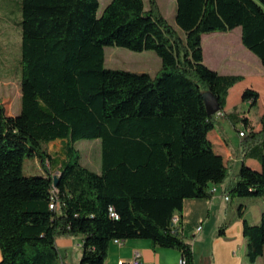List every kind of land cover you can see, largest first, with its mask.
<instances>
[{"label":"trees","instance_id":"16d2710c","mask_svg":"<svg viewBox=\"0 0 264 264\" xmlns=\"http://www.w3.org/2000/svg\"><path fill=\"white\" fill-rule=\"evenodd\" d=\"M176 3L173 25L158 0H111L101 14L99 0H22L20 114L8 115L0 100V264H67L57 240L78 236L80 264H106L111 242L130 239L175 249L196 264L184 201L212 199L211 189L229 175L206 138L221 127L208 113V91L231 127L248 130L239 172L223 193L264 198V115L256 131L246 117L227 113L229 92L244 76L208 67L202 43L205 34L241 27L243 44L264 64V0ZM110 46L153 51L162 68L155 76L106 68ZM259 98L247 89L242 100L256 106ZM83 139L102 140L100 173L81 163L75 144ZM56 140L65 141L66 154L54 175L48 145ZM28 157L45 175L25 174ZM244 237L255 262L264 252V214L257 225L244 221Z\"/></svg>","mask_w":264,"mask_h":264},{"label":"crops","instance_id":"0c3cea01","mask_svg":"<svg viewBox=\"0 0 264 264\" xmlns=\"http://www.w3.org/2000/svg\"><path fill=\"white\" fill-rule=\"evenodd\" d=\"M174 20L176 21V14ZM233 32L223 35L219 33L203 35L204 62L222 75L244 76V80L230 90L226 111L227 113L237 112L246 117L251 127L259 131L262 128L261 117L264 115V64L250 50L246 51L239 42V35L235 36ZM206 37L210 43L209 51L204 44ZM247 89L259 93L260 98L256 106H252L250 101L242 100ZM231 96L236 97L235 104L230 103ZM219 121L221 127L208 133L206 138L213 146L212 151L222 155L229 163L228 178H230L231 172L235 176L238 174L243 160L240 131L247 133L248 130H245L242 123L231 127L226 119ZM232 163H236L233 170ZM246 163L254 170H261V164L257 160L248 159ZM229 180L227 179L224 185H227ZM224 185L217 186V192L212 199L184 201L181 215L184 236L192 243L196 264H264V252L255 262L247 258V241L244 237L245 220L251 225L260 223L264 214V198L230 197L227 200L223 193ZM224 225H226L225 235H221L220 228ZM200 226L201 230L198 231ZM82 244L81 236L62 237L57 240L58 248L67 264L71 263L70 256L73 257L74 264H80ZM134 259H138L141 264H181L183 258L182 254L175 249L155 248L152 241L148 239H130L122 243L111 242L106 264H119L120 261L129 264Z\"/></svg>","mask_w":264,"mask_h":264},{"label":"rangeland","instance_id":"374dc122","mask_svg":"<svg viewBox=\"0 0 264 264\" xmlns=\"http://www.w3.org/2000/svg\"><path fill=\"white\" fill-rule=\"evenodd\" d=\"M99 1L100 9L98 14H101L111 0ZM145 1L148 3V0ZM158 1L168 21L176 25L174 20L177 9L176 0ZM21 6L22 0H0V100L4 103L8 115L18 114L22 107V86L19 73V59L21 56ZM241 31V27L236 28L233 35H239V42L246 51H249V49L243 45L242 35H240ZM218 33L221 35L227 34L222 32ZM204 41L205 48L209 51L210 43L208 37H206ZM220 45H222V43H220ZM105 55V66L109 69L148 73L155 76L162 68L160 57L153 51L135 52L127 48L110 46L106 47ZM256 57L261 61L258 56ZM229 101L231 104H235L236 97H229ZM48 147L53 162L52 164H48V167L51 173L56 175L58 169L65 160V141H53ZM75 147L79 150L81 155V163L88 169L100 173L102 170V140L83 139L78 141ZM41 165L42 163H39L37 159L28 157L24 161V172L28 176L45 175ZM235 165L236 163H232V170L235 168ZM230 178H235L232 172ZM230 178H228V180ZM70 262V264H74L72 256H70Z\"/></svg>","mask_w":264,"mask_h":264},{"label":"built area","instance_id":"2783aa9c","mask_svg":"<svg viewBox=\"0 0 264 264\" xmlns=\"http://www.w3.org/2000/svg\"><path fill=\"white\" fill-rule=\"evenodd\" d=\"M216 117H217L219 120H223V119H225V115H224V113H223L222 111L218 112V113L216 114ZM244 134H245L244 131H241V132H240V136H244ZM53 192H54V193L57 192L56 188H54ZM216 192H217V187H213V188L211 189V193H212V195H215ZM226 199L229 200L230 197L226 196ZM50 207H51L52 209H55V208L57 207L56 204H55V197H54V196L52 197V203H51ZM111 215H112L113 217H115V218H119V216H118V215H117L112 209H111ZM178 220H179V217L176 216V217H175V221H178ZM200 230H201V226L198 227V231H200ZM115 242L122 243V242L117 241V240H116ZM119 264H127V263H126L125 261H120ZM129 264H141V263H140V261H139L138 259H134V260H131V261L129 262ZM181 264H186V261H185L184 259H182Z\"/></svg>","mask_w":264,"mask_h":264},{"label":"water","instance_id":"95a60500","mask_svg":"<svg viewBox=\"0 0 264 264\" xmlns=\"http://www.w3.org/2000/svg\"><path fill=\"white\" fill-rule=\"evenodd\" d=\"M204 100L208 110L209 115L214 116L221 111V104L219 99L211 92L204 93ZM58 185V178H55V186Z\"/></svg>","mask_w":264,"mask_h":264}]
</instances>
